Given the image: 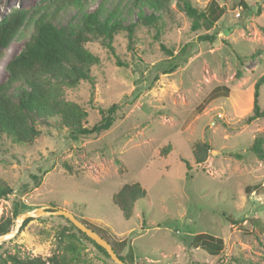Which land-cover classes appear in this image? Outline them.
<instances>
[{"label": "rangeland", "instance_id": "obj_1", "mask_svg": "<svg viewBox=\"0 0 264 264\" xmlns=\"http://www.w3.org/2000/svg\"><path fill=\"white\" fill-rule=\"evenodd\" d=\"M49 1L0 0V18L14 8L33 10ZM176 1L157 25L137 21L132 0L84 2L82 11L105 2L107 9H121L124 25L137 23L131 46L126 31L111 46L98 37L90 41L88 47L100 57L92 69L94 87L82 82L66 93L88 111L87 127L116 104L114 122L90 136L40 124L32 144L1 139L0 179L13 192L0 199V219L13 216L16 203L21 212L45 205L69 210L108 239L127 264H264V158L250 147L264 136V117L244 121L264 74V0H191L208 12L213 1L223 8L214 24L201 20L197 28ZM140 10L153 11L147 5ZM78 11L63 10L56 23L67 24ZM204 35L213 38L201 39ZM28 38L24 28L4 49L0 82ZM162 45L173 50L172 57ZM169 62L178 67L153 80V66ZM223 86L228 93L220 91ZM259 103L264 107V85ZM200 141L211 144L201 165L193 157ZM135 181L148 195L125 219L113 195ZM70 225L60 215L33 218L0 253L61 252L60 244L71 243ZM200 234L222 238V249L210 251ZM80 244L87 264H117L92 242L80 237Z\"/></svg>", "mask_w": 264, "mask_h": 264}, {"label": "trees", "instance_id": "obj_2", "mask_svg": "<svg viewBox=\"0 0 264 264\" xmlns=\"http://www.w3.org/2000/svg\"><path fill=\"white\" fill-rule=\"evenodd\" d=\"M86 1L88 0H50L33 10L14 8L0 18V59L4 57V49L9 47L24 28L29 32V38L23 47L7 62L5 66L7 77L0 82V140L4 138L20 145L32 144L41 132L40 124L60 125L67 128L72 136L99 134L113 124L116 104L108 110L102 109L101 112L104 114L102 119L92 127H87L85 120L89 115L88 111L77 101L67 98L66 93L82 82H89L94 87L96 78L92 69L100 63V57L88 47L90 41L98 37L111 46L117 34L126 31L131 46L137 23L124 25V18L119 16L121 9L119 7L107 9L105 2L92 11H82ZM174 1L132 0V5L138 10L137 21L157 25L164 14L170 12ZM176 3L192 19L194 28L199 27L201 20L214 24L223 9L215 1L211 3L209 12L195 7L191 0H177ZM144 5L151 7L152 13L144 15L140 10ZM70 7H77L78 14H75L67 24L58 25L56 20L60 13ZM212 38L211 35L201 36V39ZM186 47L182 48L181 53L186 51ZM162 48L172 57L173 50L165 45H162ZM118 63L121 64L120 61ZM177 67L176 62H169L166 67L161 63L155 64L152 68L153 80L157 79L159 73L173 72ZM239 74L241 75L240 72ZM263 85L264 74L255 83L254 108L252 114L244 120L246 123L264 117V107L259 103ZM219 89L225 93L229 91L226 86ZM250 147L264 158L262 134L255 138ZM169 148L170 146L165 151ZM210 150V142H196L193 150L195 162L203 164ZM185 165L187 170L191 169L187 160ZM64 166L69 171L72 170L68 163L65 162ZM12 192L11 186L0 179V199L8 198ZM147 195V190L140 182H126L113 195V202L119 207L125 219H130L137 202ZM20 207V203L14 204V215L0 219V234L13 227L16 216L21 213ZM60 217L71 224L69 228L72 230L71 243L67 246L60 244L61 252L54 251L48 257H43L22 254L19 250L13 253L6 251L0 253V264H87L83 257L80 237L92 242L111 258L102 246L78 229L68 218L61 215ZM32 219L27 218L21 229ZM197 238L203 240L213 253L222 249V238L215 240L210 234H200ZM5 243L2 242L0 248ZM112 246L118 253L113 244ZM118 255L126 262L124 256L119 253Z\"/></svg>", "mask_w": 264, "mask_h": 264}, {"label": "water", "instance_id": "obj_3", "mask_svg": "<svg viewBox=\"0 0 264 264\" xmlns=\"http://www.w3.org/2000/svg\"><path fill=\"white\" fill-rule=\"evenodd\" d=\"M47 215H61L68 218L78 229L85 232L92 240L102 246L114 262L117 264H127V262L119 257L112 244L105 237L82 222L73 212L62 208H53L47 205L35 207L18 214L13 227L9 231L0 234V244L7 240H11L17 234L19 228H21L27 218H37Z\"/></svg>", "mask_w": 264, "mask_h": 264}]
</instances>
